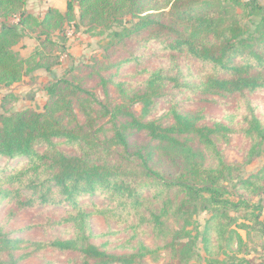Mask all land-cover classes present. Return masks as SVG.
Instances as JSON below:
<instances>
[{
	"label": "trees",
	"instance_id": "trees-1",
	"mask_svg": "<svg viewBox=\"0 0 264 264\" xmlns=\"http://www.w3.org/2000/svg\"><path fill=\"white\" fill-rule=\"evenodd\" d=\"M74 1L75 27H108L130 16L129 26L109 30L105 48L138 44L112 68L138 65L144 56L137 53L148 45L165 61L142 69L144 78L133 89L118 84L122 103L100 107L108 118L103 124L89 116L93 95L68 78L43 88L48 99L43 112L7 107L12 95L1 100L0 205L11 208L0 224V264H22L47 250L70 256L66 264H147L154 251L138 236L148 230L168 252L165 264H256L255 240L264 251V167L244 175L224 161L218 138L238 133L245 165L264 155V120L248 98L264 90V5L259 0ZM24 2L0 0V87L10 88L39 69L50 72L58 62L51 35L77 21L73 0L64 13L48 9L42 18L27 12ZM16 18V24L6 22ZM27 35L35 36L39 48L21 58L13 48ZM108 81L112 77L101 79L103 85ZM173 95L235 100L238 113L226 116V124H205L200 110L181 112L174 105L164 116L167 123L151 120L156 105ZM75 109L87 124L77 121ZM137 136L147 142H137ZM96 196L104 205L86 209L83 201ZM36 207H63L65 216L55 224L66 226L70 235L41 242L6 230L20 210ZM202 213L208 216L200 232L196 222ZM93 216L121 221L123 231L131 233L123 244L126 253L95 241L109 234H93ZM170 220L179 226L171 228Z\"/></svg>",
	"mask_w": 264,
	"mask_h": 264
},
{
	"label": "rangeland",
	"instance_id": "rangeland-1",
	"mask_svg": "<svg viewBox=\"0 0 264 264\" xmlns=\"http://www.w3.org/2000/svg\"><path fill=\"white\" fill-rule=\"evenodd\" d=\"M25 10L37 17L42 18L48 9H56L61 13L65 12L67 3L71 0H24ZM264 5V0H259ZM75 5V15L77 21L66 22L64 24L61 33L54 32L51 35L58 46L52 49V54L57 55L58 62L50 72L39 69L32 74L25 76L19 83L11 86L10 88L0 87V103L6 95H12L15 100L8 102L7 107L13 106L12 109L16 111L24 109H32L36 112H43V108L47 102L45 96L44 87L53 80L61 78H68L78 85L81 89L90 92L93 95L91 101L92 107L89 113L90 118H94V124H103L108 118L102 117L100 112L101 106H114L115 104L122 103V95L118 84L127 83L130 89L137 87L142 82L144 76L142 75L145 68L155 69L164 64L162 55L154 56L151 54L152 46L141 48L137 53V56L143 58L139 64L131 63L125 66H119L116 70L112 68V65H118L122 61L127 52L138 44V40L129 41L123 46H112L108 49L105 47L109 45L110 37L108 36L109 30H117L122 25L129 26L131 20L130 16L123 17L121 23H115L108 25V27H96L91 30L87 25H79L75 27V23L79 24L78 16L79 9L77 3L73 0ZM8 24H16V19H10ZM43 38V37H42ZM145 38V35L141 37V40ZM39 45L35 39V36L27 35L23 37L20 42L13 48L15 52L19 54L21 58H27L35 49H38ZM112 77V81H108L106 85L101 83V79H107ZM15 96V97H14ZM253 107L256 110V114L260 119L264 120V90H260L256 93L248 94ZM203 102L199 100L191 101L185 100L184 97L166 98L165 101L159 102L153 110L151 120L161 119L162 122L167 123L164 116L167 110L177 105L181 112L200 110L203 116L202 122L207 124L210 121L216 120L221 123H228L226 116L234 113H238L236 101L231 99H222L220 97H207ZM185 100V101H184ZM177 101V102H176ZM134 110L138 112L139 106H134ZM77 113V121L80 124H87L81 113ZM239 117L232 124H237ZM96 126V125H95ZM136 141L140 143H146L147 138L145 136H137ZM62 149L69 151L65 146H61ZM245 146L241 143L239 134L236 132L227 133L225 138H218V150L221 152L224 161L228 164L239 166L241 172L244 175H248L258 168L264 167V155L254 161L253 164L245 165V159L243 150ZM237 174V172H236ZM253 201H257L254 198ZM84 207L88 210L92 209V206H102L104 201L98 196L94 198H86L83 201ZM263 210L261 213V219L264 220V197L262 202ZM10 206L3 202L0 205V224H3L8 213L10 212ZM65 209L63 207H36L26 210H20L8 223L6 230L14 233V237H19L30 241L48 242L55 236L68 237L70 235L67 232V227L63 225H56L61 218L65 216ZM240 214H243L241 212ZM208 215L205 213L200 214L197 217V225L199 231H203L204 222ZM169 226L176 229L179 225L175 224L173 220ZM121 221L117 219H105L99 216H93L90 220V226L93 234L101 236L102 234H109L95 240L98 244L102 242H108V248L113 250V253L123 254L127 251L123 248L125 240L131 235L130 232H124V226L121 225ZM113 233V234H110ZM138 239L146 245L150 250L154 251L153 254L145 258L147 264H165L168 261V252L166 250H160V246L163 245L159 238H155L150 230L145 232H139ZM258 244V254H253L256 258V264L264 263V251L260 250L261 240H255ZM116 250L115 248L119 247ZM201 245H199V248ZM202 256V250L199 249ZM68 255L53 254L52 251H44L39 254L32 255L25 259L22 264H46L52 262L55 264H66ZM175 264V263H173ZM191 264H197L193 261ZM204 264V262H201Z\"/></svg>",
	"mask_w": 264,
	"mask_h": 264
},
{
	"label": "crops",
	"instance_id": "crops-1",
	"mask_svg": "<svg viewBox=\"0 0 264 264\" xmlns=\"http://www.w3.org/2000/svg\"><path fill=\"white\" fill-rule=\"evenodd\" d=\"M4 22L2 21V20H0V27H1V25L3 24Z\"/></svg>",
	"mask_w": 264,
	"mask_h": 264
}]
</instances>
